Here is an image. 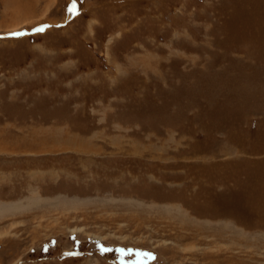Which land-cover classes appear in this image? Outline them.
I'll list each match as a JSON object with an SVG mask.
<instances>
[{"label":"rangeland","instance_id":"rangeland-1","mask_svg":"<svg viewBox=\"0 0 264 264\" xmlns=\"http://www.w3.org/2000/svg\"><path fill=\"white\" fill-rule=\"evenodd\" d=\"M0 264H264V0H0Z\"/></svg>","mask_w":264,"mask_h":264},{"label":"bare ground","instance_id":"bare-ground-1","mask_svg":"<svg viewBox=\"0 0 264 264\" xmlns=\"http://www.w3.org/2000/svg\"><path fill=\"white\" fill-rule=\"evenodd\" d=\"M13 28H15V27H13ZM72 231H80V229L79 228H75V229H73Z\"/></svg>","mask_w":264,"mask_h":264},{"label":"snow or ice","instance_id":"snow-or-ice-1","mask_svg":"<svg viewBox=\"0 0 264 264\" xmlns=\"http://www.w3.org/2000/svg\"><path fill=\"white\" fill-rule=\"evenodd\" d=\"M71 10L72 11H75V4L73 5V8ZM14 35H16V34H14Z\"/></svg>","mask_w":264,"mask_h":264}]
</instances>
